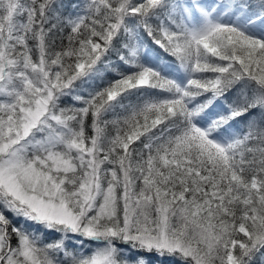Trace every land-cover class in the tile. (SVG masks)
<instances>
[{
	"label": "snow or ice",
	"instance_id": "obj_1",
	"mask_svg": "<svg viewBox=\"0 0 264 264\" xmlns=\"http://www.w3.org/2000/svg\"><path fill=\"white\" fill-rule=\"evenodd\" d=\"M0 264H264V0H0Z\"/></svg>",
	"mask_w": 264,
	"mask_h": 264
}]
</instances>
